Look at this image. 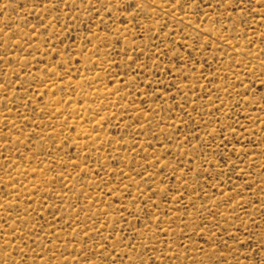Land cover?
Here are the masks:
<instances>
[{"label":"rangeland","instance_id":"rangeland-1","mask_svg":"<svg viewBox=\"0 0 264 264\" xmlns=\"http://www.w3.org/2000/svg\"><path fill=\"white\" fill-rule=\"evenodd\" d=\"M0 264H264V0H0Z\"/></svg>","mask_w":264,"mask_h":264}]
</instances>
